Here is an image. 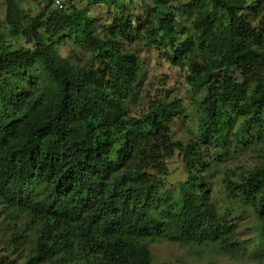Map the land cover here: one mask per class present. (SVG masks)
<instances>
[{
  "label": "trees",
  "instance_id": "obj_1",
  "mask_svg": "<svg viewBox=\"0 0 264 264\" xmlns=\"http://www.w3.org/2000/svg\"><path fill=\"white\" fill-rule=\"evenodd\" d=\"M22 1L4 0L0 22V264L22 252L24 264H169L154 263L146 244L154 237L235 251L236 225L210 198L200 147L224 143L235 116L256 128L255 144L264 138V0H185L184 36L172 0H153L160 10L151 22L119 10L120 22L100 26L74 0L63 9L33 0L44 2L33 15ZM6 36L31 45L14 48ZM135 36L187 67L200 97L197 139L172 137V119L186 114L173 88L152 97L139 83V58L126 49ZM63 38L94 61L61 57ZM256 149L261 161L223 183L256 211L261 234L264 146ZM175 152L187 176L174 206L154 194Z\"/></svg>",
  "mask_w": 264,
  "mask_h": 264
},
{
  "label": "rangeland",
  "instance_id": "obj_2",
  "mask_svg": "<svg viewBox=\"0 0 264 264\" xmlns=\"http://www.w3.org/2000/svg\"><path fill=\"white\" fill-rule=\"evenodd\" d=\"M4 0H0V22H3L5 15ZM67 1V0H66ZM65 1V3H66ZM79 8H88L89 16L97 26L103 23H111L113 18L119 20V10L122 11L132 21H144L146 18L153 21L156 18L159 8L155 7L153 0H115V4L106 2H96L95 0H74ZM257 0H248L255 3ZM185 0H172L174 11L176 12L177 32L184 36L186 33L182 28V18L189 26L190 23L185 15ZM44 3V2H43ZM43 3L33 0H23L22 5L27 14H35ZM264 4V2L262 3ZM220 15L219 11L213 13L214 17ZM141 34V32H140ZM144 33H142L143 36ZM135 36L131 42H126V49L136 52L139 58L140 71L139 83L147 87V92L151 96L163 95L165 90L173 88L175 95L180 97L186 106V114L176 116L170 123V130L174 140L188 142L197 139V123L195 107L200 100L199 95H194L186 83L188 69L179 68L172 64L165 55L169 54L166 49L158 50L154 45H147L143 37ZM7 44L14 48L21 46L29 47L24 37L17 38L16 41L10 36H6ZM56 50L61 57L70 59L71 62L92 63L94 54L82 50L78 45L68 38H63L56 43ZM132 111H135L134 109ZM256 128H250L244 123V118L235 116V123L224 141L214 145L200 147V153L209 163L210 169L207 172L209 195L215 203L221 218L226 216V220L236 225L233 237L239 240L238 248L232 252L220 251L215 243L198 244L171 242L164 238H151L146 240L150 248L154 263L169 264H264V233H258L259 222L256 211L250 207L241 205L235 200H231L229 193L223 183V177L230 171L237 174L246 173L251 170L260 160L259 151L256 148L264 146V138L259 144H255L257 135ZM237 134V135H236ZM244 136L246 141L238 143L240 137ZM167 173L160 184L156 194L162 204L178 205V188L180 182L184 181L187 171L184 167L181 154L175 152L171 157L165 159ZM259 236V237H258ZM25 252L15 259L14 264H24Z\"/></svg>",
  "mask_w": 264,
  "mask_h": 264
},
{
  "label": "built area",
  "instance_id": "obj_3",
  "mask_svg": "<svg viewBox=\"0 0 264 264\" xmlns=\"http://www.w3.org/2000/svg\"><path fill=\"white\" fill-rule=\"evenodd\" d=\"M66 0H53V5L59 9H63L65 7Z\"/></svg>",
  "mask_w": 264,
  "mask_h": 264
}]
</instances>
